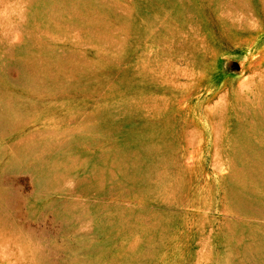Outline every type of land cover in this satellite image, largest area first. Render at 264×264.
<instances>
[{
	"label": "rangeland",
	"instance_id": "1",
	"mask_svg": "<svg viewBox=\"0 0 264 264\" xmlns=\"http://www.w3.org/2000/svg\"><path fill=\"white\" fill-rule=\"evenodd\" d=\"M0 264H264V0H0Z\"/></svg>",
	"mask_w": 264,
	"mask_h": 264
}]
</instances>
